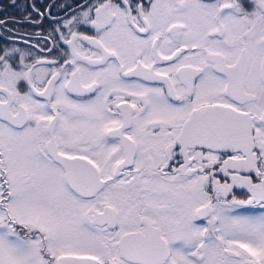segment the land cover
<instances>
[{"label":"snow or ice","instance_id":"6c2138e0","mask_svg":"<svg viewBox=\"0 0 264 264\" xmlns=\"http://www.w3.org/2000/svg\"><path fill=\"white\" fill-rule=\"evenodd\" d=\"M51 7L0 46V264H264V0Z\"/></svg>","mask_w":264,"mask_h":264},{"label":"flooded vegetation","instance_id":"af4514ba","mask_svg":"<svg viewBox=\"0 0 264 264\" xmlns=\"http://www.w3.org/2000/svg\"><path fill=\"white\" fill-rule=\"evenodd\" d=\"M85 2L86 0H15L13 3V0H0V20L5 21L0 25V46L20 47L25 51L31 50L36 55H48L46 52H40L34 45L39 44L40 47L45 45L40 36L47 35L49 25L52 23L47 14L49 6L54 5L50 9L52 16L63 18L69 14L66 6L75 8L78 3ZM33 5L46 12L42 24H32L25 19L29 14L32 19H39ZM254 211L259 212V209Z\"/></svg>","mask_w":264,"mask_h":264}]
</instances>
